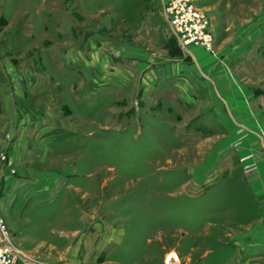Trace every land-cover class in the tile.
Masks as SVG:
<instances>
[{
	"label": "rangeland",
	"instance_id": "374dc122",
	"mask_svg": "<svg viewBox=\"0 0 264 264\" xmlns=\"http://www.w3.org/2000/svg\"><path fill=\"white\" fill-rule=\"evenodd\" d=\"M194 2L216 53L161 0H0L17 264H264V0Z\"/></svg>",
	"mask_w": 264,
	"mask_h": 264
},
{
	"label": "built area",
	"instance_id": "2783aa9c",
	"mask_svg": "<svg viewBox=\"0 0 264 264\" xmlns=\"http://www.w3.org/2000/svg\"><path fill=\"white\" fill-rule=\"evenodd\" d=\"M161 1L170 32L182 47L201 45L208 52L216 53L212 18L205 9L194 0ZM2 158L7 159L6 153H2ZM1 191L0 181V264H17L25 259L26 253L10 232L1 205Z\"/></svg>",
	"mask_w": 264,
	"mask_h": 264
},
{
	"label": "trees",
	"instance_id": "16d2710c",
	"mask_svg": "<svg viewBox=\"0 0 264 264\" xmlns=\"http://www.w3.org/2000/svg\"><path fill=\"white\" fill-rule=\"evenodd\" d=\"M172 53H173V55H181V54H183V50H182L181 46H176V49H174L172 51Z\"/></svg>",
	"mask_w": 264,
	"mask_h": 264
},
{
	"label": "bare ground",
	"instance_id": "6f19581e",
	"mask_svg": "<svg viewBox=\"0 0 264 264\" xmlns=\"http://www.w3.org/2000/svg\"><path fill=\"white\" fill-rule=\"evenodd\" d=\"M172 253H173V252H171L170 254L167 255V259H166V261H168V262H170V261H177V260L175 259V257L172 256Z\"/></svg>",
	"mask_w": 264,
	"mask_h": 264
},
{
	"label": "crops",
	"instance_id": "0c3cea01",
	"mask_svg": "<svg viewBox=\"0 0 264 264\" xmlns=\"http://www.w3.org/2000/svg\"><path fill=\"white\" fill-rule=\"evenodd\" d=\"M162 13H163V11H162ZM164 15V14H163Z\"/></svg>",
	"mask_w": 264,
	"mask_h": 264
}]
</instances>
